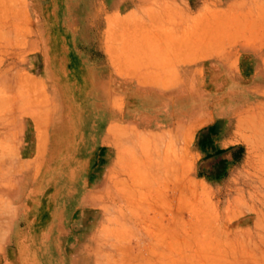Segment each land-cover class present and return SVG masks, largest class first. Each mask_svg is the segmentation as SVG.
Segmentation results:
<instances>
[{
    "label": "crops",
    "instance_id": "1",
    "mask_svg": "<svg viewBox=\"0 0 264 264\" xmlns=\"http://www.w3.org/2000/svg\"><path fill=\"white\" fill-rule=\"evenodd\" d=\"M77 1L78 29L53 21L46 44L31 38L17 55L26 62L14 63L10 89L0 60V129L17 138L27 116L32 166L44 163L47 179H62L61 186L38 181L24 201L1 204L0 264H66L64 245L72 237H113L104 227L120 223L106 219V210L150 203L149 179L204 177L196 173L200 132L207 141L212 132L220 148L243 147L235 167L250 163L241 122L264 114V61L231 24L248 0ZM7 17L18 25L0 23V34L31 33L30 12L0 11ZM55 65L66 73L64 91L51 73ZM22 80L31 87L24 91ZM8 103L16 119L7 122ZM222 158V176L206 174L209 183L226 184L231 165ZM22 177L13 179L15 192Z\"/></svg>",
    "mask_w": 264,
    "mask_h": 264
},
{
    "label": "rangeland",
    "instance_id": "2",
    "mask_svg": "<svg viewBox=\"0 0 264 264\" xmlns=\"http://www.w3.org/2000/svg\"><path fill=\"white\" fill-rule=\"evenodd\" d=\"M78 9L77 0H0V11L5 15L26 10L32 16L31 33L0 34V53L5 55L0 60L6 66L2 75L8 79L5 88H11L9 79L15 69L14 63L26 62L17 56L20 51L25 52L26 43L35 38L46 44L53 21L60 20L67 27L78 29ZM240 10L241 16L232 18L231 24L240 29L239 40L247 47L254 45V54L258 58L262 56L264 61V0L245 1ZM65 12L66 15L69 13L68 17H64ZM57 15L60 18H55ZM18 21L0 18V23L7 27L18 25ZM60 67L51 66V73L58 76L60 81L56 84L64 91L69 83L64 81L66 73H62ZM33 70L29 65L24 66V71L35 74L40 72V67ZM22 85L24 91L31 87L26 80H22ZM19 100L24 112L29 100L25 94ZM10 109L8 103L7 122L16 119ZM22 122L23 129L21 134L17 131V138H14V131L0 129V153L3 154L0 160V207L9 200L24 201L29 189L38 181L45 180L46 183L50 179L52 185H62L61 176L54 174L55 177L47 179L44 163L42 167L40 164L32 166L31 124L25 115ZM241 128L242 134L250 138L246 146L249 164L235 167L243 147L220 148L217 138L212 145V132L208 141L206 133L200 132L203 140L199 138V145L194 147L199 155L196 173L204 177L149 179L145 188L149 185L150 203L145 202L140 208L135 205L128 211L106 210V219L118 218L120 223L117 228L104 227V232L114 233L113 237H72L64 245L69 256L62 260L66 264H264V114L245 117ZM217 130L215 132L222 134V128ZM58 133L54 132L52 143ZM16 142L21 144L20 147L15 145ZM211 150H215L213 156ZM47 154L48 149L45 160ZM222 157L229 158V178L226 184L222 181L209 183L206 174L222 176ZM18 175H23L22 183L15 192L13 179ZM45 183L37 185L46 186ZM160 186L162 192H158ZM41 260L42 264H54L52 259ZM25 264H32V261L25 260Z\"/></svg>",
    "mask_w": 264,
    "mask_h": 264
},
{
    "label": "bare ground",
    "instance_id": "3",
    "mask_svg": "<svg viewBox=\"0 0 264 264\" xmlns=\"http://www.w3.org/2000/svg\"><path fill=\"white\" fill-rule=\"evenodd\" d=\"M152 164V163H151ZM167 166V165H166ZM176 171V170H175ZM170 173V172H169ZM184 173V172H183ZM173 180V179H172Z\"/></svg>",
    "mask_w": 264,
    "mask_h": 264
}]
</instances>
